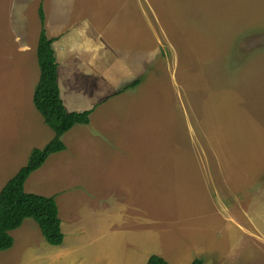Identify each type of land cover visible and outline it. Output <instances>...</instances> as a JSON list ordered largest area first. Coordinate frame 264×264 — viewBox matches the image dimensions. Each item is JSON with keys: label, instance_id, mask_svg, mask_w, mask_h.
Listing matches in <instances>:
<instances>
[{"label": "rangeland", "instance_id": "rangeland-1", "mask_svg": "<svg viewBox=\"0 0 264 264\" xmlns=\"http://www.w3.org/2000/svg\"><path fill=\"white\" fill-rule=\"evenodd\" d=\"M40 6L48 38L94 40L57 69L91 114L24 184L54 197L63 253L26 219L0 264H264V0H0V190L53 138Z\"/></svg>", "mask_w": 264, "mask_h": 264}, {"label": "trees", "instance_id": "trees-1", "mask_svg": "<svg viewBox=\"0 0 264 264\" xmlns=\"http://www.w3.org/2000/svg\"><path fill=\"white\" fill-rule=\"evenodd\" d=\"M40 31L37 40L36 57L39 76L32 94V103L44 124L53 132L52 140L42 148L31 150L26 164L11 177L0 190V252L13 246L10 232L18 229L24 220L32 219L40 229L45 242L59 246L63 242L61 220L54 197L26 193L24 184L31 173L38 170L49 155L64 150L61 137L75 125L89 123L90 110L68 112L60 98L57 83V62L52 44L55 39L48 38L44 30L42 7L38 9ZM137 79L131 88L139 84ZM146 264H169L157 255H151ZM191 264H203L195 259Z\"/></svg>", "mask_w": 264, "mask_h": 264}, {"label": "crops", "instance_id": "crops-1", "mask_svg": "<svg viewBox=\"0 0 264 264\" xmlns=\"http://www.w3.org/2000/svg\"><path fill=\"white\" fill-rule=\"evenodd\" d=\"M63 35H65V34H63ZM66 37H69V36L67 35L65 37H61V35H60L59 37L58 36L51 37V38L55 39L54 42H53V44H52V47H53V50H54V53H55V58H56V62H57V69H58V65H59V63H58L59 62V58L63 59L64 56H66L67 59L73 57L76 62H77L76 56H78V58H79V56L81 58H83V55L85 56V54H87L90 59L93 58L94 52H96L94 40L91 38L90 35L86 34L83 31V29L80 28L75 33V38L74 39H73V37H71V38H66ZM57 51L59 53H57ZM57 83H58V87H59L58 73H57ZM59 93H60V98H61V101L63 103V106L65 107L66 110H67V105H69L70 107L76 106L75 105V102H73V101H69L68 100L67 101V104L64 102V99H63V96H62L60 87H59ZM99 103L101 104V102H99ZM71 109H74V108H71ZM67 111L68 112H76L78 110H76V111H73V110H70L69 111V110H67ZM83 111H87V110H83ZM83 111H79V112H83ZM146 221H147V219H146ZM115 225H117V224L115 223ZM117 226H118V228L116 229V231L115 230H112V229H110V227H108V230L110 231L109 233H111V235H109L108 237H112V236L117 235L118 233H121V232L123 233V235H126L125 234L127 232L126 223H125V228H123V229H121L119 225H117ZM96 232L98 234H100V233H102V229H96ZM54 247H55V249L58 248V249H56V250H59L58 253H61V254L63 253V250L61 249L62 247L60 245L57 246V247L56 246H54ZM64 251L66 253L67 250L65 249ZM54 253H55V251L54 252H51V253L49 252V255L50 256L51 255L54 256ZM156 253H158V252H156ZM152 255H156V254H152ZM169 264H171V263H169Z\"/></svg>", "mask_w": 264, "mask_h": 264}]
</instances>
